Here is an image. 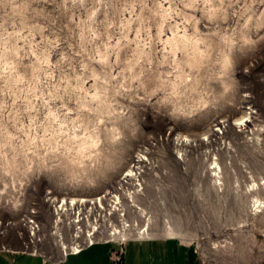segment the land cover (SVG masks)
Here are the masks:
<instances>
[{
	"label": "rangeland",
	"instance_id": "rangeland-1",
	"mask_svg": "<svg viewBox=\"0 0 264 264\" xmlns=\"http://www.w3.org/2000/svg\"><path fill=\"white\" fill-rule=\"evenodd\" d=\"M129 3L0 0V142L11 145L0 264H51L43 257L90 242L113 246L114 260L127 242L154 239L183 244L196 264H264V29L230 63L183 68L190 105H161L154 91L177 79L165 74L194 31L183 20L230 33L246 3L256 15L264 3L240 0L214 20L166 0H137L133 15ZM141 51L151 65L135 63Z\"/></svg>",
	"mask_w": 264,
	"mask_h": 264
},
{
	"label": "clouds",
	"instance_id": "clouds-1",
	"mask_svg": "<svg viewBox=\"0 0 264 264\" xmlns=\"http://www.w3.org/2000/svg\"><path fill=\"white\" fill-rule=\"evenodd\" d=\"M81 4L84 3V0H79ZM99 4H105V0H97ZM137 0H132V3H129L127 7H125V11H132L133 15H135V5ZM138 2L142 5V7H147L145 0H138ZM166 2H170V6L173 3L183 4L185 8H191L193 11L199 9L204 11L206 17L210 20H214L216 12L226 13L227 9L230 7H234V5L238 4L240 0H166ZM255 2V0H253ZM260 2L264 3V0H260ZM159 7H163L162 4ZM249 13H251L249 15ZM159 15V13H157ZM245 22L240 25L237 24L236 28H233L231 32L224 31H211L209 33H200L199 29L196 27V21L194 17L185 19L182 21L185 25L191 23L193 26V33L191 36L185 34L184 39L181 41L180 46L173 50V60L169 65L172 68L171 73H167L165 75L175 76L177 79L175 81L165 80L164 78H159V82L154 91L163 93V96L158 99V103L161 105H173L174 108L178 109L180 106H187L192 103V95L191 90L189 88H184V84L187 83L188 76L183 74V68L195 69L199 66V64L208 61L211 59L214 65H221L227 60L229 63L231 62L232 55L237 50L243 48L247 43L255 45L258 41H254L251 39L252 35L258 33L259 30L264 29V14L256 15L254 12H251V5L246 3V7L243 10L242 18H245ZM136 19L140 22L141 27L137 29V35L139 36L140 31H143L148 34L149 40L150 36V28L145 27L147 24V20L143 17H136ZM171 17L168 14V10H165V14L162 17V20L158 23V27L163 29L164 23L168 22ZM220 19H224L223 16ZM132 21H128L123 25L124 28L130 30V25ZM187 30L185 29V33ZM96 33H93V38H95ZM227 37V38H225ZM147 47V45H144ZM179 51L183 54L182 60L175 59V52ZM118 54V53H117ZM108 53H105V59H107ZM143 57L146 59V62L151 65V60L146 57V54H143L142 51L138 54L137 59L135 61L136 64L140 63V58ZM129 64L132 61L128 62ZM130 71L131 69H126ZM145 72H150L151 69H145ZM182 77V78H181ZM49 78H51V74H49ZM37 82L39 79L37 77ZM183 88V91H179V89ZM180 97H183L181 101ZM100 106L98 105L96 110H99ZM58 117H55V120H58ZM64 127H67L65 125ZM65 136L68 134L65 132ZM74 136L68 137V141L71 142ZM11 145L8 142L2 141L0 142V167L7 168L9 165L8 156L5 153V148H10ZM17 157L13 156L11 164L15 166ZM29 165L31 161H28Z\"/></svg>",
	"mask_w": 264,
	"mask_h": 264
},
{
	"label": "crops",
	"instance_id": "crops-1",
	"mask_svg": "<svg viewBox=\"0 0 264 264\" xmlns=\"http://www.w3.org/2000/svg\"><path fill=\"white\" fill-rule=\"evenodd\" d=\"M106 243V242H104ZM98 247L95 252L93 249ZM111 245L95 242L77 253L68 254L58 261L43 257L51 264H115ZM121 264H196L185 246L174 240L129 241L122 251Z\"/></svg>",
	"mask_w": 264,
	"mask_h": 264
},
{
	"label": "bare ground",
	"instance_id": "bare-ground-1",
	"mask_svg": "<svg viewBox=\"0 0 264 264\" xmlns=\"http://www.w3.org/2000/svg\"><path fill=\"white\" fill-rule=\"evenodd\" d=\"M64 203H66V200L64 201ZM76 204V200H72V202L70 203V205H75ZM106 242H108V241H106ZM94 242H90L89 243V245H91V244H93ZM81 249H79V250H76V251H74L73 253H77V252H79Z\"/></svg>",
	"mask_w": 264,
	"mask_h": 264
},
{
	"label": "built area",
	"instance_id": "built-area-1",
	"mask_svg": "<svg viewBox=\"0 0 264 264\" xmlns=\"http://www.w3.org/2000/svg\"><path fill=\"white\" fill-rule=\"evenodd\" d=\"M71 254H73V253H71ZM121 254H120V256H121ZM120 256H118L117 258L114 259L115 264H121V257Z\"/></svg>",
	"mask_w": 264,
	"mask_h": 264
}]
</instances>
